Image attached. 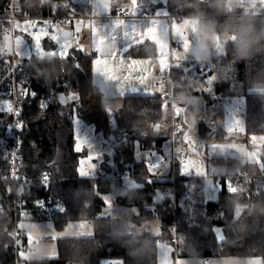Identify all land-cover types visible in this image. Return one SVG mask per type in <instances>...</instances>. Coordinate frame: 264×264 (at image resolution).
<instances>
[{"label":"trees","instance_id":"1","mask_svg":"<svg viewBox=\"0 0 264 264\" xmlns=\"http://www.w3.org/2000/svg\"><path fill=\"white\" fill-rule=\"evenodd\" d=\"M64 1L18 0V7L21 14L30 17L64 15L67 11H61L57 6ZM10 3L11 0H0V39L5 29L10 27L6 20ZM158 6H164L176 20L198 17L202 31V19L217 21L223 30L231 18L249 13L256 17L257 27H264V16H258L251 9L242 12L241 7L230 6L229 0L219 4L218 0H165ZM217 37L224 43L223 52L211 60L210 70L203 76L215 77V94L235 95L229 92L228 85L241 84L246 99V138L251 134L264 135V98L247 92L252 87L253 77L264 71V52H258L248 60L240 59L235 56L234 45L229 42L227 34ZM79 49L70 50L65 59L33 57L18 64L8 76L10 65H6V57H0L1 96L13 84L20 86L21 83L34 93V96L19 101V172L33 179L21 198L14 194L9 177L8 150L0 142V264H14L16 261L19 264H101L103 259H120L122 264H158V242H176L174 253L180 258L246 256L259 257L264 264V178L259 176L257 162L244 164L234 174L245 175L232 180L237 190L230 192L222 179L218 200L197 203L192 212L178 205V198L188 191L182 183L181 163L175 162L173 173L168 175L177 176L173 185L164 181L147 182L149 176L145 172V161L136 158L134 146L127 155L121 154L114 146V163L111 164L109 157L105 156L100 177L81 176V153L75 150L74 137V116L79 109L93 110L91 123L111 142H116L115 132L118 130L133 143L138 140L143 149H160L164 138L151 133L138 134L137 130L163 119L165 99L158 94L109 99L101 96L93 83V55ZM144 52L148 53L147 57H154L157 48L146 45L130 50L135 57H146ZM188 71H192L188 63L171 69L172 75L182 81H185ZM218 81H224L221 90L216 89ZM73 94L78 96L77 100L66 99ZM113 99L120 103L114 112L115 127L107 108ZM0 120L3 121L1 141L7 137L12 119L0 112ZM159 153L162 154L161 151ZM218 160L223 161L224 158ZM44 173L52 176L47 185L41 180ZM123 175L135 178L143 185L135 189L126 188L125 193L114 198L113 204L137 208L138 213L131 218L137 225L158 219L159 235L149 232L140 235L114 233L111 218L102 215L105 202L101 196L111 193L120 183L115 178ZM169 185L172 189H168ZM260 185L262 188L258 189ZM172 193L177 196L172 197ZM41 202L47 209L41 206ZM242 204L246 208L236 216V209ZM24 214L33 220H52L59 228L73 221H88L92 228L87 237L58 238L56 258L24 261L14 246L13 237ZM217 227L221 228L223 240L217 237Z\"/></svg>","mask_w":264,"mask_h":264},{"label":"rangeland","instance_id":"2","mask_svg":"<svg viewBox=\"0 0 264 264\" xmlns=\"http://www.w3.org/2000/svg\"><path fill=\"white\" fill-rule=\"evenodd\" d=\"M231 1V0H230ZM259 9V6H258ZM53 15V14H51ZM11 13H9L6 20L10 22V27L8 26L2 38L0 39V48L11 47L12 52L16 51V40L17 38L22 39L24 42L23 48L21 49L24 53V59L21 60L16 55H8L5 53L0 57H6L10 61L8 68V74L10 71H14L15 67L24 63L26 60H30L33 57H36L35 50V41L28 34L29 32H36V28L27 29L26 22L33 21V18L37 17H29L27 15L19 14L16 15L14 19H10ZM25 18V19H22ZM174 19V17L172 16ZM19 23L20 27L17 28L16 24ZM188 23V24H187ZM180 24L179 27L188 33L191 44L190 50L187 54V58L185 60L177 61L174 55V65L176 63H180L176 67H182L184 63L190 64V70L186 72V78L189 80V83L183 85L178 88L176 91V98L174 103H169L168 101H164L166 107H164V117L163 119L156 123V125H149L144 128H138V134H147L151 133L153 136L161 137L165 139L164 146L161 149L153 147L156 153L159 151L162 152V156L164 160L157 163L152 164L151 157L153 155L152 150L143 149L138 140H135L133 143L132 140L127 137L124 133L119 132L116 133V142H111L106 138L102 131H96L94 125L90 121V117L92 115L93 110H83L79 109L77 114L74 116V126L77 123L79 125L78 134L81 136L80 139L87 142V145L82 151L75 150L81 153L80 158V168L84 167L85 170H88V166L93 163H97L98 159L101 155L109 157V161L111 164L114 163L113 155L115 146L117 151H119L123 155H127L132 146L135 148V156L138 160L145 161V172L149 176L147 182H150L152 176L161 175L158 179H165L162 175L167 176L170 173H173V167L175 162L181 163V170L184 171L187 176L190 178H200L202 185L204 186V190L206 192V201H216L218 198L215 196L217 190H220V185L217 183V179L219 176H225L227 174H221L222 172H232L236 174L239 172L240 168L248 163V162H256L254 161L250 155H244L239 152L240 148L245 149L248 152H258L259 158L264 161V145L257 143L256 146L252 145L251 136H264V135H249L246 138L247 134H241L239 132H234L232 134L227 132V129L234 124L236 121H240L242 126L246 131V123H245V107H246V99L244 95V90L241 84L232 83L229 84L228 90L230 93L227 96L221 94H215L212 85L210 91H203L202 88L207 85L208 79L212 78L210 76H203L207 72H209L211 67L212 56H220L222 54V50L219 53H210L207 58H201L192 53L193 42L195 40V32H198L197 25L192 22H187ZM37 24V23H36ZM37 24V28L39 27ZM68 27V26H66ZM55 29V30H54ZM57 28H53L56 31ZM47 36V35H46ZM46 36L41 37V47L44 51H41L39 57H57L58 55L53 52L58 49H52L48 44L44 43V38ZM181 44H177L176 51L182 53V49L179 48ZM223 48V46H221ZM66 56V54H65ZM17 64V65H16ZM21 64V65H22ZM207 66V67H206ZM205 67V70L203 69ZM6 70V67L3 68ZM187 71V70H186ZM202 76V77H201ZM203 77L206 79V83L199 84V80ZM195 80V83L194 81ZM218 86H216L217 90H221V87H224V81H218ZM155 84V83H154ZM179 92V93H177ZM247 92H253L252 87L247 89ZM187 93V94H186ZM237 93V94H236ZM149 95L148 92L144 93ZM142 95V94H140ZM3 103V96H0V106ZM120 107V103H110L108 102L107 108L112 115V123L114 124V112ZM176 110L178 113V118L174 119L176 116ZM158 124V125H157ZM3 125V121L0 120V127ZM177 125H181L184 129V135L173 136V131L177 127ZM75 131V130H74ZM191 139L193 142V146H188V140ZM236 150H233V149ZM104 152H109L107 155L103 154ZM88 155H93L95 157L94 161L89 162L87 160ZM224 158L223 161H219L218 159ZM102 160L101 164L104 162ZM192 161V171L186 172L184 170V164ZM203 168V173H196L195 170L197 167ZM180 170V171H181ZM130 178V177H129ZM116 179V178H115ZM131 179V178H130ZM154 179V177L152 178ZM155 179V180H158ZM163 182V181H162ZM143 182L139 181H130L125 180L123 185L116 184L113 191L107 195H102L101 198L105 202L103 216L105 217V210L110 212V214H114L116 212L115 209H121L122 213L132 214L133 212H137V209L127 208V207H118L113 204L112 200L115 196L119 194L125 193L126 190L122 189V186H126L127 189H135L138 186H142ZM168 189L170 186H168ZM188 192V191H187ZM176 195V193H175ZM174 193L171 194L172 197L175 196ZM177 196V195H176ZM196 196L192 194L190 199L194 200ZM180 201L183 199L178 198V205H180ZM110 202V207L106 208L107 203ZM194 206H184L185 209L193 210ZM245 204L239 205L237 207L236 215L240 214L244 208ZM193 208V209H192ZM83 223L85 224V228L81 229V231H85L88 229L90 222L88 221H73L69 222L64 228H59L55 225L52 220H33L30 218L28 214H24L22 219L19 222L18 229L22 230L27 237L29 235L32 236V239L36 242V247L30 251H25L28 259H41L51 256H56L57 252V239L62 237H71V236H83L76 234V229L69 228V225H77ZM115 224H117L115 222ZM37 225V227H33ZM118 225V224H117ZM131 227L132 234H138L140 227L130 221L126 222V227ZM217 235L220 240H223V234L220 227H217ZM117 231V229H115ZM55 236V239L51 237ZM52 252V253H51ZM55 255H50L54 254ZM104 260V259H103ZM102 261V260H101ZM19 264V262H18ZM21 264V263H20ZM102 264V263H101Z\"/></svg>","mask_w":264,"mask_h":264},{"label":"crops","instance_id":"3","mask_svg":"<svg viewBox=\"0 0 264 264\" xmlns=\"http://www.w3.org/2000/svg\"><path fill=\"white\" fill-rule=\"evenodd\" d=\"M130 3H131V0H65L62 4L57 5V6H58V9H60L61 11H67V13L64 15H75L78 17H85V19L79 18L80 20L85 22L84 26H82L81 29H84V28L89 29L91 32V29L87 27V24L90 21H94L98 27L105 30L107 34V42L109 43L104 48V53H105L106 58H115L117 55V52L124 53L128 49H132L133 47H135L136 42H135L133 33L146 30L149 26H151V23L153 20H158L159 23L164 25L165 27H167L169 24H172L173 27H177V26L179 27L180 24L192 22L193 24L197 25V30H198V32H195V34L193 35L196 36V34L203 32L200 29V23H199L198 17L190 16V17H183L180 20L172 19L171 15L167 12V9L164 6H160V7L158 6L160 3L164 4L165 0H138V7H137L135 15L131 16L130 18L119 17V15H117V12L120 9L128 8ZM229 4L232 7H241L239 0H231V1L229 0ZM64 15H58V16H64ZM22 19H25V18H22ZM29 19H32V18H29ZM33 21H35L37 24H40L38 25L39 26L38 28L44 25V22H40L35 18H33ZM75 21L76 20L72 21L68 27L59 26L58 28L57 27L49 28L48 29L49 35H47L44 38V43L48 44L52 49H58L59 45L55 44L51 40L50 38L51 35L58 33L61 35V38L63 40V32H65V34H68V35L71 34V36L68 38L69 51L67 55L69 54L70 50H72L73 48H81V47L83 48L82 50L83 52L93 55V58H92L93 83L95 87L97 88L98 93L105 98L109 99V98H115V97H124V96H129V95H140V94L146 95L144 94L146 92H148L149 95L158 94L159 91L157 89L156 84L159 80V75L167 67L166 62H168L171 65V68L176 67L173 61L174 60L173 53H175L176 46L180 42L175 40L170 30L169 49H168V54L166 56H160L158 54L159 49L157 46L156 47L157 55H155L154 57H135V56H132L130 52L126 53L125 54L126 58L131 57L132 59H134L132 60V63L143 64V65H138L135 68H133L130 64H128L127 66H122L119 62L120 61L119 56H117L115 61L109 59L108 69L111 71L112 75L120 77L121 83L118 84L116 81H109L104 75L97 73L96 63L98 61H96V59L99 58V55L95 52V48L99 47V45L96 44L95 41H93L92 33H91L90 42L86 46L81 45L77 39V33L75 32ZM114 23L116 24V27L113 28ZM120 24H125V25L120 28ZM38 28H36V30ZM53 28H57L56 31H54L55 29L53 30ZM213 42L215 45V50L212 51L211 53H219L220 50H222L223 52L224 43H221L217 36L213 37ZM145 43H147V41ZM221 46H223V48ZM179 48H181V46H179ZM58 57L59 56L52 57V58L49 57V59L58 58ZM214 57L215 56H212V59ZM41 58H46V57H41ZM6 60H7L6 65L9 66L8 64L10 63V61L8 59ZM153 61H155L154 64H152ZM149 64H152V65H149ZM99 67L101 71L105 70L103 65ZM138 73L144 77V80L142 82H140L136 78ZM6 76H8V72L6 73ZM210 77H214V76H210ZM186 79H189V78H186ZM189 80L183 81V85H186V83H189L190 82ZM193 81L195 83V80ZM203 82L206 83L205 77L199 80V84ZM214 84H215V80L212 84L213 90H215ZM147 85L149 87H147ZM122 87H123V90H121ZM0 96H1V91H0ZM118 102L119 101H116L115 99H113V101L110 103L114 104ZM108 153L109 152H105V155H107ZM221 174L234 175L232 172H222ZM160 176L161 175H158V176L155 175V176H152V178L154 177V179H152L151 177L150 179L151 181H164L168 183L171 182L172 185L177 179V176H168V175L167 176L162 175V177H165V179H158ZM181 176L184 177L182 183L184 186L188 187V192H186L185 195L182 196L183 201L182 202L180 201V206L182 207L187 206V205L193 206V205H196L197 203L212 202V201H206V198H205L206 192L204 190V186L202 185L200 178H190L189 176H187V174L184 173L183 170H181ZM171 177H174L175 179H169ZM155 179H158V180H155ZM129 180L137 181L135 178H131ZM138 187H141V186H138ZM219 193H220V190H217L215 194L217 198L219 197ZM192 194L196 196L194 200L190 199V196ZM134 209H137V208H134ZM115 210L116 212L114 214H110V212L105 210V217L111 218L112 230L114 233L121 234V235H140L142 233L149 232L155 236L160 234L161 230H160V224H159L158 219H152V220L145 222L142 225H138L140 227L138 234L130 233L132 231L131 227L129 226L126 227V222L127 221L133 222L131 218L138 213V210L137 212L135 211L132 214L122 213L121 209H115ZM189 211L192 212V210H189ZM239 215L240 214L236 216H239ZM115 222L118 225L115 224ZM89 224L91 225L88 226V229H85V231H88V234L91 232V228H92V223H89ZM115 229H117V231H115ZM215 231L217 234L216 228H215ZM158 243L160 244V247L164 250L163 259L160 260L161 252H160V249L157 248V257H158V260H160V264H252L253 261H262V259L259 257H246V256H223V257H215V258H208V259L195 258V257L180 258V257L175 256V253H174L176 242H158ZM50 255H55V252L54 254H50ZM56 257L57 255L46 257V258H56ZM101 263L102 264H122V261L120 259H113V260L104 259L101 261ZM262 264H263V261H262Z\"/></svg>","mask_w":264,"mask_h":264},{"label":"snow or ice","instance_id":"4","mask_svg":"<svg viewBox=\"0 0 264 264\" xmlns=\"http://www.w3.org/2000/svg\"><path fill=\"white\" fill-rule=\"evenodd\" d=\"M241 8L240 11H246L249 10L251 8V10L257 14L258 16H264V0H239ZM254 5V6H253ZM258 6H259V10H258ZM138 7V0H131V3L129 5L128 8L124 9L126 11H130V15L133 16L136 14V10ZM117 15H121V12H117ZM166 15V14H165ZM71 21H58L57 24L53 25L52 22L50 21H45L44 25L40 28L37 29L36 32H29L28 34L32 37V39L35 41V50H36V57L35 59L39 58V54L41 51H44V49L41 47V37L42 36H46L49 35L48 33V29L52 28V27H59V24L61 23H70ZM85 22L78 19L75 21V32L77 33V39L79 38V33L81 32V27L84 26ZM27 25V29H33V28H37V24L35 21H27L26 22ZM125 24H120V28L122 26H124ZM16 27L19 28L20 24L17 23ZM87 27H89L91 29V33H92V37H93V41L96 42V44L99 45V47L95 48V52L99 55V58L96 59V61H98L96 63L97 66V73L104 75L109 81H116L118 84L121 83L120 82V77L119 76H114L111 74V71L108 69V61L109 59L115 61L117 56L120 57V64L122 66H127L128 64H130L133 68H135L138 65H143V64H139V63H132V59L131 57H125L126 53H129L131 49H128L126 52L121 53V52H117V55L115 58H106L105 57V53H104V48L109 44L107 42V34L105 32L104 29L100 28L97 26V24L94 21H90L87 24ZM116 27V24L114 23L113 28ZM171 30L172 36L175 38V40H177L178 42H180L181 44V49H182V53L180 52H175L173 53L175 55V59L177 61H181V60H185L187 58V54L189 53L190 50V44H191V39L188 35L187 32L183 31L180 27H173L172 24H169L167 27H165L164 25L160 24L158 20H153L151 23V26H149L146 30L143 31H138V32H134L133 36L135 38V42H136V46H141V48H144L146 45H154L155 47L158 46V54L160 56H166L168 54V49H169V32ZM95 33V34H93ZM71 36L68 34H65V32H63V40L61 38L60 34H52L51 35V40L59 45V52H57L56 50L53 51H48V52H53L56 53L60 59H65L67 56V53L69 51V41L68 38ZM148 43H145V42ZM24 42L22 39L17 38L16 40V51L15 53L12 52L11 47H7L5 48H0V56L4 55L5 53H7L8 55H16L17 57H19L21 60L24 59V53L21 50L23 48ZM142 42V43H141ZM79 50H83V48L81 47ZM66 54V56H65ZM144 55L147 57L148 53L144 52ZM7 63V62H6ZM155 61H153L152 64H154ZM167 63V67L164 69V71L170 70L171 65ZM149 64V65H152ZM180 63H176V66H178ZM103 65L105 70L101 71L100 67ZM140 82H142L144 80V77L141 74H137L136 77ZM215 80V77H212L210 79H208L207 81V85L204 86L202 88L203 91H210L211 90V85L213 84ZM203 84V83H201ZM205 85V84H203ZM147 87H149L147 85ZM121 90H123V87L121 88ZM29 96H34V93H32V91L29 90V88H26V86H24L23 83H21L20 88L18 90V97L20 99H27ZM18 99V100H20ZM66 99H70V100H77L78 96H76L75 94L71 95L70 97H67ZM166 107L165 104L162 105V108ZM0 111H7L8 113L11 114H16L17 112L20 111V109H14L13 105L10 102H7L4 105L3 109H0ZM19 124V123H18ZM22 130V129H21ZM227 132L232 134L234 132H239L241 134H247L245 131V128L242 126L240 121H236L234 124H232L228 129ZM179 134H181L182 136L184 135V129L181 128V130L178 132ZM252 145L256 146L257 143L264 145V136H251L250 137ZM188 146L191 145L193 146V142L191 139L188 140ZM87 145L86 141L83 140H79L77 141V145H76V150L77 151H82V149H84ZM233 150H236L235 148ZM239 152L244 154V155H250L251 158L259 163V166L261 168V170H264V161H262L259 158V153L258 152H248L243 148L239 149ZM13 156H15V154H13ZM95 157L93 155H88L87 156V160L89 162L94 161ZM192 166H193V162L189 161L186 164H184V170L186 172L192 171ZM94 170V165L93 163H91L88 166V170L86 171L84 167L80 168V174H86V175H90L91 172ZM196 173H203V168L202 167H197L195 170ZM43 182L47 185L49 182V176L48 174L43 175L42 177ZM233 184L231 181H229L227 183V187L228 190L231 192L232 188H233ZM110 207V202L107 203L106 208ZM19 227H21L19 225ZM33 227H37L39 228L37 225H34ZM69 228H74L76 229V234L78 235H83L85 237H87L88 235V231H81V229L85 228V224L80 223L77 225H69ZM52 239H55V236L51 237ZM35 241L32 239V236L29 235L28 236V244L29 246L34 243ZM16 245L20 246V241L17 239L16 240ZM157 248L160 249L161 252V257L160 260L163 259V255H164V250L160 247V244H157ZM19 256L21 257L22 260L24 261H28V257L25 253V251L22 249L19 251ZM160 260H158V264H160ZM252 264H262V261H253Z\"/></svg>","mask_w":264,"mask_h":264},{"label":"built area","instance_id":"5","mask_svg":"<svg viewBox=\"0 0 264 264\" xmlns=\"http://www.w3.org/2000/svg\"><path fill=\"white\" fill-rule=\"evenodd\" d=\"M119 12H121V15H119V17L122 18H130V11H126L124 9H120ZM10 13H11V17L10 19H14L16 15H19L21 13L20 8L18 7V0H11L10 3ZM30 17V16H28ZM172 17V16H171ZM79 18L85 19V17H78L75 15H64V16H58V15H44V16H40L37 17L36 19L40 22H45V21H50L52 22V24H57L58 21H74L77 20ZM173 19V18H172ZM70 22V23H71ZM70 23H61L59 24V26L62 27H66L69 26ZM91 39V32L89 29H81V32L79 33V38L78 41L81 45L86 46ZM172 69V68H171ZM171 69L167 70V71H163L160 75H159V80L156 84L157 89L159 91V95L162 96L165 101L169 102V103H174L175 105V98H176V91L179 87H181L183 85V81L181 78H177L175 76L172 75L171 73ZM20 86L13 84V86L11 87V89L9 91H7L4 96H3V103L0 106V109L4 108V105L7 102H10L13 105L14 109H20V105H19V101L22 100L18 97V90H19ZM20 99V100H18ZM1 113H3L4 115H6L7 117H11V123L9 125V130H8V134L7 137L2 139L0 142L5 145L7 147L8 150V162H9V170H10V181L11 184L13 185V191L15 196H17L18 198H21L30 188V185L33 182V179L30 177L25 176L24 174H21L19 172V161H20V156H19V147H20V136L18 133V128H19V112H17L15 115L8 113L7 111H0ZM178 118V113L176 110V116H174V119ZM95 127V126H94ZM79 125L76 123L75 124V131H74V137L76 142L80 139V135L78 134V129ZM182 126L181 125H177V127L174 129L173 131V136H177L180 135L178 132L181 130ZM152 153L155 154L156 150L155 149H151ZM13 154H15V156H13ZM105 154V152L103 153ZM102 160H104V155H101V157L98 159L97 163L93 164L94 165V170L91 172L90 175H86V174H82L81 176H85V177H90V178H97L101 176V162ZM44 174H41V180L43 181L42 177ZM49 176V181L52 179V176L50 174H48ZM175 176V175H173ZM244 174L241 175H225V176H219L217 179V183L220 184V182L222 181V179L225 180L226 185L229 181L232 182L233 179H237L240 177H244ZM259 176L260 178H264V170H259ZM130 178L127 175H123L119 178H116V180L120 181L121 184L124 183L125 180H129ZM169 179H175L174 177H171ZM233 184V182H232ZM228 188V187H227ZM261 185L258 187V189H261ZM123 190H126L125 186H122ZM233 191L237 190V188H235L233 186L232 188ZM41 206L44 207L45 209H47V207L43 206V203L41 202ZM61 208V207H59ZM26 236V239H25ZM13 237L15 239L14 241V246L16 248L17 251L21 250V247L24 251H30L32 249H34L36 247V242L32 243L30 246L28 244V237L26 234H23L19 229H15L13 232ZM20 241V246L16 245V240ZM12 264V263H11ZM14 264H18V261H16Z\"/></svg>","mask_w":264,"mask_h":264},{"label":"clouds","instance_id":"6","mask_svg":"<svg viewBox=\"0 0 264 264\" xmlns=\"http://www.w3.org/2000/svg\"><path fill=\"white\" fill-rule=\"evenodd\" d=\"M223 0H218V4ZM203 32L196 34L192 53L201 58H207L215 50L214 36L227 34L229 42L234 45L236 57L251 59L258 52H264V27H257L256 17L251 13L243 17H233L221 30L217 21L201 20ZM234 38V40H233ZM254 93L264 98V71H259L252 81Z\"/></svg>","mask_w":264,"mask_h":264},{"label":"water","instance_id":"7","mask_svg":"<svg viewBox=\"0 0 264 264\" xmlns=\"http://www.w3.org/2000/svg\"><path fill=\"white\" fill-rule=\"evenodd\" d=\"M145 4V3H144ZM164 160V157L162 156V154H160V153H155V154H153L152 155V157H151V162H152V164H157V163H159V162H161V161H163Z\"/></svg>","mask_w":264,"mask_h":264}]
</instances>
